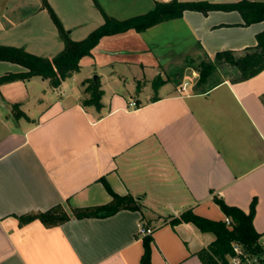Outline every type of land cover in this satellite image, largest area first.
<instances>
[{
  "label": "crops",
  "instance_id": "1",
  "mask_svg": "<svg viewBox=\"0 0 264 264\" xmlns=\"http://www.w3.org/2000/svg\"><path fill=\"white\" fill-rule=\"evenodd\" d=\"M136 1L142 9L119 17L97 0V24L82 37H73L78 25L65 26H72L68 33L79 40L104 23L101 8L126 19L171 0ZM38 8L47 9L42 0ZM262 31L264 21L246 24L237 9H187L143 32L103 37L81 60L80 71L84 61L88 68L73 96L60 93L63 83L52 87L57 92L50 97L42 87L35 93L34 79L40 76L0 84V264H141L140 222L154 228L153 264H204L198 252L216 234L193 222L173 225L171 220L189 209L226 220L215 196L247 213L256 199L253 223L264 236V70L204 90L195 68L206 55L257 45ZM54 33L61 37L59 30ZM163 65L178 66L181 81L166 77ZM26 70L0 60V76ZM95 73L104 89L100 109L83 105L85 81ZM157 77L165 80L155 91ZM105 79L124 83L132 98L120 90L109 94ZM186 81L190 85L180 92ZM103 180L115 193L137 198L141 209L72 217L52 227L39 219L20 224V216L61 203H109L113 196ZM261 242L264 246L263 237Z\"/></svg>",
  "mask_w": 264,
  "mask_h": 264
},
{
  "label": "trees",
  "instance_id": "2",
  "mask_svg": "<svg viewBox=\"0 0 264 264\" xmlns=\"http://www.w3.org/2000/svg\"><path fill=\"white\" fill-rule=\"evenodd\" d=\"M42 5L49 10L55 24H57L60 36L65 44L64 49L56 56L49 57L30 52L24 46L0 43V60L18 63L27 69L25 72L6 73L0 76V84L16 79L41 76L49 80L52 87H59L63 81L80 71L81 60L85 56L92 55L93 49L103 37L124 33L131 29L143 32L158 23L181 17L187 9L200 10L205 13L212 9H237L242 13L246 24L264 21V2L249 0H239L234 3L157 1L148 12L126 19L112 17L100 7L105 17L104 23L92 30L85 38L76 40L67 32L49 0H42ZM257 39V45L240 51L228 49L216 52L213 57L206 55L195 66L199 73L197 84L201 85L204 90H208L224 79H230L233 82L243 81L263 71L264 31L257 34ZM164 80L160 77L153 80L155 91L158 90ZM85 83H87V86L83 105H94L100 109L103 105L104 89L99 80L94 81L92 78L85 81ZM204 86H207V88ZM14 107L19 108V104H14ZM103 182L113 196L109 203L87 207H74L61 203L45 211L31 212L20 216V224L24 225L39 219L44 225L52 227L60 225L72 217H104L121 209H141L137 198L132 195H119L112 191L106 180H103ZM214 199L227 218L230 219V223L226 220H213L198 215L192 209L174 217L171 223L175 225L181 222H193L201 230L212 231L216 234V239L198 252L204 264H230L229 257L234 254V242L241 243L249 252L260 256L264 260V246L261 242L263 236L256 230L253 223L256 213V199L253 201L251 210L248 213L241 208L227 204L224 199L218 196H215ZM152 241V234L143 237L144 253L141 264H153Z\"/></svg>",
  "mask_w": 264,
  "mask_h": 264
},
{
  "label": "rangeland",
  "instance_id": "3",
  "mask_svg": "<svg viewBox=\"0 0 264 264\" xmlns=\"http://www.w3.org/2000/svg\"><path fill=\"white\" fill-rule=\"evenodd\" d=\"M96 1L97 0H50L64 26L78 25L73 35L74 38L82 37L83 33L90 31L92 27L97 24L98 16L101 12L95 3ZM98 1L102 7L119 17L131 15L135 13V11L142 9L138 6L137 1L134 4L133 0ZM40 2L41 0H0V22L6 25V29L0 26V43L16 46L25 45L30 52L51 57L56 56L64 49L65 44L63 39L57 37L54 33L55 30H59L57 24H55L48 9L41 10L38 8ZM135 6L136 8L134 9ZM65 27L67 29V26ZM70 27H68L67 32H69ZM160 35H163L160 38L162 43L165 44L166 37L164 35L166 34L161 33ZM83 63L84 66L80 72L76 73L74 77L67 78L63 81L60 88L61 92L59 91L60 93H65L66 91L73 96L79 92L81 88L80 84L88 68L87 61ZM162 68L166 70L165 76L172 77L171 79L173 82L176 83L181 81L183 72H180V70L178 71V66L167 68L166 65H163ZM93 76L94 74H92L88 80L92 79ZM187 77L188 79L191 78L190 75ZM34 80V82H36V88L33 90L34 92L37 89L41 90L40 87L46 89L47 97L57 92L52 90L50 81H44L43 83L41 76ZM104 85L109 88V94L114 90H120L124 91V93L127 92L129 94L128 98H132L124 83L120 84L118 81H110L108 83L105 79ZM86 86L87 84H85L84 88H86ZM42 93L44 94L45 90H43ZM85 97L86 94L84 98ZM33 98L34 96L32 95L31 103L35 101ZM18 111V108H14L15 114L18 113Z\"/></svg>",
  "mask_w": 264,
  "mask_h": 264
},
{
  "label": "built area",
  "instance_id": "4",
  "mask_svg": "<svg viewBox=\"0 0 264 264\" xmlns=\"http://www.w3.org/2000/svg\"><path fill=\"white\" fill-rule=\"evenodd\" d=\"M190 82H184L178 90L180 92H184L187 90ZM133 106H136L137 103L132 101L130 103ZM226 221L230 223V219L227 218ZM139 233L143 236L153 234L154 228L150 226H146L144 223L140 222L138 224ZM264 239V236H263ZM234 254L229 257L230 264H263L262 258L256 254H252L249 252L241 243L234 242L233 243Z\"/></svg>",
  "mask_w": 264,
  "mask_h": 264
},
{
  "label": "water",
  "instance_id": "5",
  "mask_svg": "<svg viewBox=\"0 0 264 264\" xmlns=\"http://www.w3.org/2000/svg\"><path fill=\"white\" fill-rule=\"evenodd\" d=\"M93 80H94V81H97V80H98V74H94V76H93Z\"/></svg>",
  "mask_w": 264,
  "mask_h": 264
}]
</instances>
